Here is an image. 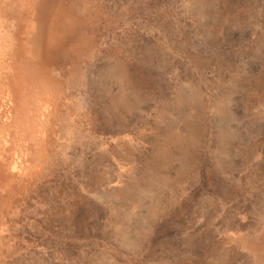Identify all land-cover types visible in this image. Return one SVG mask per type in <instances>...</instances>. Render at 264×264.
I'll return each mask as SVG.
<instances>
[{
  "label": "rangeland",
  "instance_id": "1",
  "mask_svg": "<svg viewBox=\"0 0 264 264\" xmlns=\"http://www.w3.org/2000/svg\"><path fill=\"white\" fill-rule=\"evenodd\" d=\"M62 5L0 264H264V0Z\"/></svg>",
  "mask_w": 264,
  "mask_h": 264
},
{
  "label": "bare ground",
  "instance_id": "2",
  "mask_svg": "<svg viewBox=\"0 0 264 264\" xmlns=\"http://www.w3.org/2000/svg\"><path fill=\"white\" fill-rule=\"evenodd\" d=\"M62 6V0H0V211L13 196V177L30 165L38 170L47 153L46 124L60 94L49 60L61 36Z\"/></svg>",
  "mask_w": 264,
  "mask_h": 264
}]
</instances>
